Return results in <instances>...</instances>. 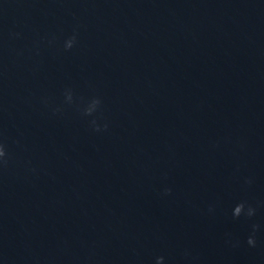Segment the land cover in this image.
Returning <instances> with one entry per match:
<instances>
[{
  "label": "water",
  "instance_id": "obj_1",
  "mask_svg": "<svg viewBox=\"0 0 264 264\" xmlns=\"http://www.w3.org/2000/svg\"><path fill=\"white\" fill-rule=\"evenodd\" d=\"M0 143V264H264V0H0Z\"/></svg>",
  "mask_w": 264,
  "mask_h": 264
},
{
  "label": "clouds",
  "instance_id": "obj_2",
  "mask_svg": "<svg viewBox=\"0 0 264 264\" xmlns=\"http://www.w3.org/2000/svg\"><path fill=\"white\" fill-rule=\"evenodd\" d=\"M75 42H76V35L73 34L71 37L66 39V41L64 43L65 49L72 48ZM93 101H94V106L92 108L85 109V114L86 115H90L95 110L96 106L100 103L99 99H93ZM92 123L95 124V121H93ZM104 127L107 128V125H104ZM96 130L97 131L100 130L98 125L96 126ZM6 155H7V153H6L4 144L0 143V158H4V157H6ZM3 163L6 164L7 160H4ZM164 191H165V194H167V193L171 192V189L170 188H166ZM244 209H245L244 202L238 203L233 209V215L235 217H239L241 215V213L244 212ZM254 212H255V209L252 208L251 206H249L248 209H247L246 215L247 216H252L254 214ZM252 227H253V235H250L248 237L247 243L250 246H255V244H256L255 231H256V229L259 226L254 224ZM163 260H164L163 256H158L156 258V264H163Z\"/></svg>",
  "mask_w": 264,
  "mask_h": 264
}]
</instances>
